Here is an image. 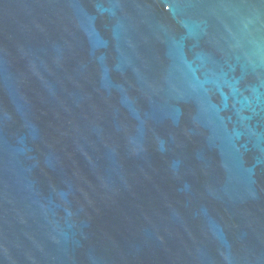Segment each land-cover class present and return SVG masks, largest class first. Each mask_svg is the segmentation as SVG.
Listing matches in <instances>:
<instances>
[{
    "label": "water",
    "instance_id": "1",
    "mask_svg": "<svg viewBox=\"0 0 264 264\" xmlns=\"http://www.w3.org/2000/svg\"><path fill=\"white\" fill-rule=\"evenodd\" d=\"M0 264H264V0H0Z\"/></svg>",
    "mask_w": 264,
    "mask_h": 264
}]
</instances>
